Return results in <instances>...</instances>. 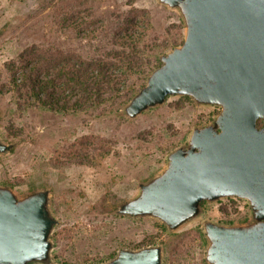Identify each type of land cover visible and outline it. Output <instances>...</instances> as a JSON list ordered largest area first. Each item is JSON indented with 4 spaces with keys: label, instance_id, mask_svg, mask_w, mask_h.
I'll return each instance as SVG.
<instances>
[{
    "label": "rangeland",
    "instance_id": "1",
    "mask_svg": "<svg viewBox=\"0 0 264 264\" xmlns=\"http://www.w3.org/2000/svg\"><path fill=\"white\" fill-rule=\"evenodd\" d=\"M129 11L145 16L144 29L134 30L143 31L141 45L169 43L176 36L178 44L183 41L180 16L156 0H0V87L7 80L5 65L26 45L49 43L88 57L105 47L103 31H112L110 23L115 26ZM78 31H98L97 38ZM136 92L69 114L20 111L12 93H0V139L15 144L0 155V186L19 196L50 190L57 220L51 256L57 264H100L120 249L155 244L163 247V264H207L202 222L234 225L250 219L248 204L237 198L202 202L201 216L176 232L153 218L113 214L137 194L138 183L163 169L165 156L186 143L192 128L219 112L198 107L189 97H167L163 105L129 120L120 110Z\"/></svg>",
    "mask_w": 264,
    "mask_h": 264
},
{
    "label": "water",
    "instance_id": "2",
    "mask_svg": "<svg viewBox=\"0 0 264 264\" xmlns=\"http://www.w3.org/2000/svg\"><path fill=\"white\" fill-rule=\"evenodd\" d=\"M181 18L183 42L159 55L120 110L134 120L167 97H189L219 112L165 156L163 169L120 204L119 217H149L176 232L201 216V203L237 198L246 224L202 222L207 264H264V0H156ZM15 144L0 139V155ZM49 189L19 196L0 186V264H57V220ZM100 264H163V247L120 249Z\"/></svg>",
    "mask_w": 264,
    "mask_h": 264
},
{
    "label": "trees",
    "instance_id": "3",
    "mask_svg": "<svg viewBox=\"0 0 264 264\" xmlns=\"http://www.w3.org/2000/svg\"><path fill=\"white\" fill-rule=\"evenodd\" d=\"M144 17L131 11L118 16L115 26L110 23L112 31H103L108 40L105 47L95 48L88 57L49 43L26 45L5 65L7 80L0 93H12L20 111L35 108L64 114L99 109L115 98H127L161 65L159 55L183 42L178 44L176 36L169 43L149 48L141 45L143 31L134 30L144 29L141 24ZM92 20V24L97 21ZM177 28L180 31L181 26ZM97 32L90 31L91 35H87L78 31L93 39L97 38ZM156 48L158 51L154 53Z\"/></svg>",
    "mask_w": 264,
    "mask_h": 264
}]
</instances>
